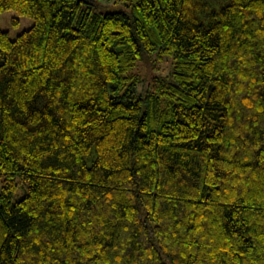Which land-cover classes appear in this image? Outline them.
Listing matches in <instances>:
<instances>
[{"label":"trees","instance_id":"trees-1","mask_svg":"<svg viewBox=\"0 0 264 264\" xmlns=\"http://www.w3.org/2000/svg\"><path fill=\"white\" fill-rule=\"evenodd\" d=\"M6 10L0 264H264V0Z\"/></svg>","mask_w":264,"mask_h":264},{"label":"rangeland","instance_id":"rangeland-1","mask_svg":"<svg viewBox=\"0 0 264 264\" xmlns=\"http://www.w3.org/2000/svg\"><path fill=\"white\" fill-rule=\"evenodd\" d=\"M15 20L18 23H15ZM33 24V19L19 14L15 10H6L0 14V27L3 30H7L11 37H16L19 33L27 29ZM152 65H148L144 62H140L135 69V74L140 75L143 79L148 76V72H161L162 74H169L172 70L173 60L169 57H165L160 61L151 62ZM151 68V69H150Z\"/></svg>","mask_w":264,"mask_h":264}]
</instances>
